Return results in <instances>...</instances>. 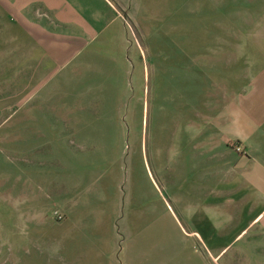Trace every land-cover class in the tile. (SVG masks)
Instances as JSON below:
<instances>
[{
	"label": "crops",
	"instance_id": "1",
	"mask_svg": "<svg viewBox=\"0 0 264 264\" xmlns=\"http://www.w3.org/2000/svg\"><path fill=\"white\" fill-rule=\"evenodd\" d=\"M4 1L17 47L11 108L37 96L46 110H64V104L77 109L79 96L88 94L105 105L106 96L129 89L135 64L146 57L143 0ZM225 11L217 29L207 26L214 33L203 46L243 48L233 70L217 65L211 72L210 63H224V56L198 60L208 85L192 94L183 133L177 124V134L155 140L170 203L144 214L142 229L122 241L113 225L108 232L103 222H90L83 230L113 241L95 264H264V22L239 28L241 15H264V0H244ZM231 15L228 24L240 34L227 43ZM162 41L152 32L147 45ZM210 73L218 75L217 98L209 91Z\"/></svg>",
	"mask_w": 264,
	"mask_h": 264
},
{
	"label": "rangeland",
	"instance_id": "2",
	"mask_svg": "<svg viewBox=\"0 0 264 264\" xmlns=\"http://www.w3.org/2000/svg\"><path fill=\"white\" fill-rule=\"evenodd\" d=\"M243 1L143 0L146 57L135 64L129 89L106 96L105 105L88 94L79 96L77 109L64 104L53 111L43 109L37 96L11 108L10 92L18 90L17 47L0 0V264H95L113 241L83 230L90 222H103L108 232L113 225L122 241L142 229L144 214L170 203L155 140L181 126L183 133L192 94L208 85L198 60L224 56V63H210L211 72L217 65L233 70L243 48L203 45L214 33L207 26L217 29L224 11ZM226 17V42H236L240 32L228 24L234 16ZM239 19L244 29L264 22V15ZM152 32L164 46L147 45ZM131 34L136 46L138 35ZM209 77L214 98L218 75Z\"/></svg>",
	"mask_w": 264,
	"mask_h": 264
},
{
	"label": "built area",
	"instance_id": "3",
	"mask_svg": "<svg viewBox=\"0 0 264 264\" xmlns=\"http://www.w3.org/2000/svg\"><path fill=\"white\" fill-rule=\"evenodd\" d=\"M233 147L235 148V150H236L238 153H243V151H244V149H243L242 147H240V146H236V145H234Z\"/></svg>",
	"mask_w": 264,
	"mask_h": 264
}]
</instances>
